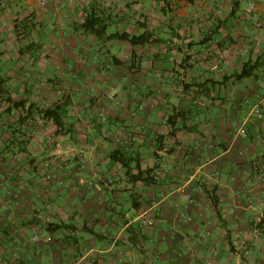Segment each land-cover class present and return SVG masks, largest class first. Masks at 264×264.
<instances>
[{
	"label": "crops",
	"instance_id": "obj_1",
	"mask_svg": "<svg viewBox=\"0 0 264 264\" xmlns=\"http://www.w3.org/2000/svg\"><path fill=\"white\" fill-rule=\"evenodd\" d=\"M43 1H1L0 264H89L33 259L43 226L88 235L98 264H239L234 236L264 264V0Z\"/></svg>",
	"mask_w": 264,
	"mask_h": 264
},
{
	"label": "rangeland",
	"instance_id": "obj_2",
	"mask_svg": "<svg viewBox=\"0 0 264 264\" xmlns=\"http://www.w3.org/2000/svg\"><path fill=\"white\" fill-rule=\"evenodd\" d=\"M67 66L70 67V68H74L75 67V63L71 62ZM25 67H27V65H25ZM46 73L49 76H52L54 73H57V72H56V70L54 68H50ZM85 76H86V74L84 73V75L82 74L79 77V81L81 83L85 81V78H84ZM247 81L251 82L252 80H247ZM186 82H187L186 75L182 76V77H180L179 83L177 84V86L181 87V88L183 86L186 87L187 86ZM55 86H53V87H55ZM211 90H213V88ZM218 95H219V91H217V96H216L217 98L215 99L216 103L220 102V101H218V97H219ZM67 100H68L67 96H63L61 98V101L63 102V104L67 103ZM212 101H214V99H212ZM56 102L57 101L52 103L53 107H54V103H56ZM70 128L72 130L74 129V127H69V129ZM53 134H55V133H53ZM73 139L74 138H70L69 141H66V142H62V141L59 140L58 142L53 143L54 144V148L63 149L65 151H68L69 155H72V154L75 155L78 152H82V153L87 152V150L89 149V146H90V142H89V140H87L86 137H81V139L82 140L84 139V140L83 141H78V142L73 140ZM50 178H51V175L49 177V180H50ZM186 220H187L188 224L192 223V219L188 218ZM254 226H255L254 230H256L259 233H261L260 230L262 229V223L255 222ZM142 228H144L145 231H147V230L148 231H152L153 229H155V223L150 217H148V218H146ZM58 230L59 229H56L53 226H51V227H44L43 226V228H40L39 230H36L35 233H32V236L30 238V242L33 243V244L32 245L30 244V245H31V248H32V255H34L32 257L33 259L37 257L38 258L37 259L38 262L43 260L44 262L48 263V262L52 261V259L50 258L51 255L54 254V253H57V252H61L62 253L61 256H57V258H63L66 261H69V262L71 260L75 261L77 259H79V260L82 259V260H84L85 263L98 264L97 262L99 260H103L104 259V258H99L98 259L96 253H93V252L91 253L90 252L91 249H92V239L90 237H88V235H87V238L80 239L81 240L80 241V240H78V238H79L78 233H75L74 231H70V230L67 231V233L64 232V231L62 233H59ZM64 233L68 234V237ZM128 233H129L128 239L125 238V240L128 242L129 239H130V241H133L134 247L137 248V250L139 249L140 253H147L148 257H151L152 259H154L156 247L153 246L150 243V239L148 237V234H147L146 237L142 236V239L137 241V240L133 239V236H134V232L133 231H131V233L130 232H128ZM36 235H40V237H41V240L38 241V242L34 241V238H35ZM46 237H51L52 241L50 243L45 242V238ZM123 240H124L123 237L120 238L119 243H121ZM233 241L236 243V245H235L236 247H240L241 248L240 252L238 253L239 264H250V254L248 253L249 249H250V247H249L250 243L242 241L239 236L238 237L234 236V240ZM124 246H125V244H122L121 248H123ZM77 249H79L80 251H82V249H83V251L80 252V254H77V256H75V258H74L73 254H75L74 252ZM134 251L135 250H133V256L132 257H133V260L135 261L136 260V256L138 254H137L136 251L134 253ZM49 254H51V255H49ZM55 257H56V255H55ZM70 258H72V259H70Z\"/></svg>",
	"mask_w": 264,
	"mask_h": 264
},
{
	"label": "trees",
	"instance_id": "obj_3",
	"mask_svg": "<svg viewBox=\"0 0 264 264\" xmlns=\"http://www.w3.org/2000/svg\"><path fill=\"white\" fill-rule=\"evenodd\" d=\"M1 1L0 0V12H1ZM150 41V35L148 36H142V37H133L130 39V42L133 45H141V44H146ZM1 58V56H0ZM259 65V63H255L254 65H246L243 72L238 76V78L241 79H245L247 77L250 76L251 72L253 70L256 69V67ZM2 84V81L0 80V85ZM9 101H11V99L9 98ZM43 115L45 118L51 119L54 121V124L57 126V128H63L64 127V123L62 120V116L61 114L58 112L57 109H48L46 111H42ZM111 158L114 162H121L124 166H128V161L126 159V157H124V155L121 154V152L116 151L113 152L111 155Z\"/></svg>",
	"mask_w": 264,
	"mask_h": 264
},
{
	"label": "built area",
	"instance_id": "obj_4",
	"mask_svg": "<svg viewBox=\"0 0 264 264\" xmlns=\"http://www.w3.org/2000/svg\"><path fill=\"white\" fill-rule=\"evenodd\" d=\"M43 4H46V0L43 1ZM254 9H255L254 6L251 7V8L249 9L248 13H251ZM257 114H258V116L261 117V118H263V116H264L263 111H261V110H258V111H257ZM239 135H240V136H246V135H247L246 129H245V128L240 129V131H239ZM109 184H112V181H109ZM187 198H188L189 200L192 199V197H191L190 195H187ZM40 240H41L40 235H36L35 238H34V241H35V242H38V241H40ZM51 241H52V238H51V237H46V238H45V242L50 243Z\"/></svg>",
	"mask_w": 264,
	"mask_h": 264
}]
</instances>
